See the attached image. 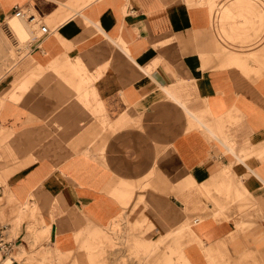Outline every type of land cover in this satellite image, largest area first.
Wrapping results in <instances>:
<instances>
[{
	"label": "crops",
	"instance_id": "obj_1",
	"mask_svg": "<svg viewBox=\"0 0 264 264\" xmlns=\"http://www.w3.org/2000/svg\"><path fill=\"white\" fill-rule=\"evenodd\" d=\"M16 7L50 34L0 117L15 244L36 218L77 250L123 216L177 232L191 264H264V0H0Z\"/></svg>",
	"mask_w": 264,
	"mask_h": 264
},
{
	"label": "rangeland",
	"instance_id": "obj_2",
	"mask_svg": "<svg viewBox=\"0 0 264 264\" xmlns=\"http://www.w3.org/2000/svg\"><path fill=\"white\" fill-rule=\"evenodd\" d=\"M1 11L0 8V31H5L4 34L13 45L14 52L6 50L0 56V117L6 107V103L8 101L15 102V91H18L19 95H23L26 90V82H32L39 75L35 68H30L32 46L36 45L39 39H36L37 41H34L33 44L31 42V45L28 44V48L18 45L13 35L7 31V22L11 16L5 17L1 14ZM40 23L47 25V23L42 21ZM35 35L36 37L39 36L38 30ZM21 81L23 83L22 85L20 84ZM8 131L0 123L1 147H3L5 142V136L3 137L2 134L6 135ZM9 160L10 158L6 155V151L2 148L0 190H3L4 197L0 201V208L3 210V217L0 218V227L9 224L16 225L14 224L15 212L12 211L10 217H8L5 206V204L8 207L14 204V200H11L8 196L10 188H8V185H3L5 182L4 175L8 170L4 166V163ZM245 209L246 207L242 210L244 211ZM26 210L20 208V213L18 212V214ZM207 212V207H205L203 211H199L197 214L200 217L204 214L207 215ZM23 221H25V218H22ZM21 228L18 225L14 226V235L16 238H19L18 235L21 233ZM29 230L32 231L30 235L34 237L32 239L34 244H31V248H27L29 258L25 264H191L184 253L176 247L174 242L160 241L162 236L151 223L137 221L135 224H131L128 218L125 220L123 216L108 227L109 231L107 229H90L77 235V250L64 251L56 244L54 246H45L48 243V239L45 236L47 232L39 226L36 218L33 228L29 227ZM113 230L125 231L123 244L112 235L111 232ZM6 234L8 236V233ZM9 240L11 239L9 238ZM156 245L158 246L155 248Z\"/></svg>",
	"mask_w": 264,
	"mask_h": 264
},
{
	"label": "bare ground",
	"instance_id": "obj_3",
	"mask_svg": "<svg viewBox=\"0 0 264 264\" xmlns=\"http://www.w3.org/2000/svg\"><path fill=\"white\" fill-rule=\"evenodd\" d=\"M14 21H23V23L26 24V28L28 30V32L30 33V35H27V38L25 39V45L20 41V39L15 35H13V37L15 38V40L17 41V44L20 46H25L24 48H28V44H30L32 42V44L34 43V41H37L36 39H40L43 36L42 33V27L45 24L40 23L41 21L45 23V21H43L40 16L33 10H25L23 9V14L22 16L18 17L16 15H12L8 22L7 25L11 26V23ZM22 24V22H21ZM7 26V31H9ZM47 26V25H46ZM12 27L15 29V32L17 34H20V25L18 24H12ZM48 27V26H47ZM38 30V35L36 37L35 33ZM26 31V30H25ZM4 30L0 31V56L4 54V52L10 51V52H14V47L13 45L8 41L7 37L4 34ZM10 33V32H9ZM11 34V33H10ZM12 35V34H11ZM36 37V38H35ZM33 39V40H32ZM31 45V44H30ZM26 55V54H25ZM29 55V52H28ZM25 57V56H24ZM6 66V65H5ZM8 69V68H7ZM10 70V69H9ZM198 220L195 221V223H197ZM16 226V225H14ZM14 226L13 225H7V226H3V227H9L6 232L8 233V237L11 239V241L15 242L16 240H18V238H16V236L14 235ZM112 235L120 242L123 244V239H124V235H125V231H112L111 232ZM15 236V237H14ZM177 236V232H173V233H169L164 235L160 241L161 242H166V241H170L173 238H175ZM158 245L155 246V248ZM14 252L7 258V259H3L2 255L0 254V261H2L4 264H24V259H26L27 261V247L25 244H16L14 247Z\"/></svg>",
	"mask_w": 264,
	"mask_h": 264
},
{
	"label": "built area",
	"instance_id": "obj_4",
	"mask_svg": "<svg viewBox=\"0 0 264 264\" xmlns=\"http://www.w3.org/2000/svg\"><path fill=\"white\" fill-rule=\"evenodd\" d=\"M22 14H23V10L16 7L15 15L20 17L22 16ZM42 33H43V36L50 34L49 28L46 25H43ZM6 230L7 229L0 230V254L2 255L3 259H7L13 253V250L15 247V243L9 240L6 234L7 233ZM0 264H4V263L0 261Z\"/></svg>",
	"mask_w": 264,
	"mask_h": 264
}]
</instances>
